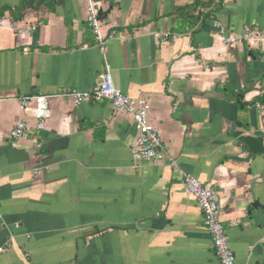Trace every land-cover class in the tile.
<instances>
[{
    "label": "crops",
    "instance_id": "0c3cea01",
    "mask_svg": "<svg viewBox=\"0 0 264 264\" xmlns=\"http://www.w3.org/2000/svg\"><path fill=\"white\" fill-rule=\"evenodd\" d=\"M92 2L112 36L106 61L87 0H0L29 29L0 30V264H219L183 174L216 192L236 264H264V154L242 141L264 136V41L223 43L264 31V0ZM185 16L195 24L175 33ZM106 64L123 95L149 103L166 159L133 160L126 112L58 98L93 89ZM38 94L50 113L39 132L17 102ZM19 121L32 135L13 141Z\"/></svg>",
    "mask_w": 264,
    "mask_h": 264
},
{
    "label": "built area",
    "instance_id": "2783aa9c",
    "mask_svg": "<svg viewBox=\"0 0 264 264\" xmlns=\"http://www.w3.org/2000/svg\"><path fill=\"white\" fill-rule=\"evenodd\" d=\"M88 1L86 22L92 33L96 46L106 61V44L112 36L104 37L98 19V13L92 0ZM213 26L221 30L222 24L214 22ZM7 29L17 34H26L29 29L20 28L19 23L9 20L6 16H0V30ZM180 35L169 32L154 33V37L161 43L170 39H177ZM264 41V31L245 26L240 34L223 38L225 45L246 43L259 45ZM106 74L102 80L91 90H71L58 95V98L70 100L75 106L84 102H108L116 111H123L132 117L137 130V138L131 147V156L135 162H159L168 157L159 133L148 120L150 105L145 100L129 98L119 91L114 83L108 64ZM20 108L30 114L36 124L34 130L42 131L45 122L49 118L48 96L43 94L20 96L17 98ZM259 106V105H257ZM32 135L31 127L19 121L10 131V139L13 141L29 139ZM183 186L186 192L192 196L203 216V225L210 235L214 254L219 264H236L235 255L230 248L229 239L223 223L220 220L218 196L214 189L208 187L189 174H183ZM0 220L2 215L0 212Z\"/></svg>",
    "mask_w": 264,
    "mask_h": 264
},
{
    "label": "water",
    "instance_id": "95a60500",
    "mask_svg": "<svg viewBox=\"0 0 264 264\" xmlns=\"http://www.w3.org/2000/svg\"><path fill=\"white\" fill-rule=\"evenodd\" d=\"M235 126V124H234ZM244 145L255 154H264V136L263 137H253L247 136L242 139Z\"/></svg>",
    "mask_w": 264,
    "mask_h": 264
},
{
    "label": "trees",
    "instance_id": "16d2710c",
    "mask_svg": "<svg viewBox=\"0 0 264 264\" xmlns=\"http://www.w3.org/2000/svg\"><path fill=\"white\" fill-rule=\"evenodd\" d=\"M15 16L16 15H14V17ZM196 20H197V18L195 19L193 17L185 16V18L183 20H181L180 22H177L178 24H177V28L175 29V33H180V32H186V31H188L190 28L193 27V25L195 24ZM239 103L241 104L242 107L245 106L244 104L241 103V100L240 99H239Z\"/></svg>",
    "mask_w": 264,
    "mask_h": 264
}]
</instances>
